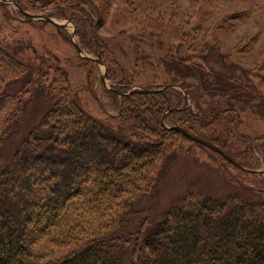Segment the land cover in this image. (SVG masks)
I'll return each mask as SVG.
<instances>
[{
  "label": "rangeland",
  "instance_id": "1",
  "mask_svg": "<svg viewBox=\"0 0 264 264\" xmlns=\"http://www.w3.org/2000/svg\"><path fill=\"white\" fill-rule=\"evenodd\" d=\"M27 1L25 5L36 8L27 12L66 25L31 18L15 4L0 0V46L22 61L27 72L25 77L11 73L0 79L4 84L7 80L4 90L12 94L0 112V172L15 159L27 133L36 130L63 83L88 113L141 138L146 136L144 127H133L126 117H114L119 98L108 91L113 88L123 95L129 87L157 90L172 85L179 93L174 103H183L184 97L191 108L172 114L168 127L183 124L191 133L217 141L228 154L251 163L241 164L253 171L242 170L213 149L171 132L165 137V158L154 168L148 193L137 194L136 208L152 217L161 216L166 209L183 205L195 192L200 198L199 193L225 197L240 192L264 200V151L257 146L264 142V0ZM81 6L100 18L95 29L86 22ZM214 43L219 44L218 52ZM204 79L210 84L219 79L238 86L250 82L258 88L256 101L262 111L246 112L250 103L229 101L230 96L216 87L209 93ZM128 82L123 90L118 89L119 83ZM16 93L19 98H13ZM231 103L235 110H226ZM208 110L216 115L205 119L201 115ZM86 216L76 224L65 222L34 247L59 257L81 247L94 234L114 236L117 225L100 221L107 216L98 221ZM131 252L129 242L119 246L124 259Z\"/></svg>",
  "mask_w": 264,
  "mask_h": 264
},
{
  "label": "trees",
  "instance_id": "2",
  "mask_svg": "<svg viewBox=\"0 0 264 264\" xmlns=\"http://www.w3.org/2000/svg\"><path fill=\"white\" fill-rule=\"evenodd\" d=\"M14 1L25 10H36L25 5L27 0ZM81 8L95 29L100 18ZM218 46L213 44L217 52ZM11 73L18 78L27 75L22 61L0 46V79ZM202 82L211 94L216 87L217 92L230 96L229 101L250 103L246 112L262 111L256 101L258 88L250 82L240 86L219 79ZM6 83L0 80V89ZM119 84L123 90L131 82ZM62 85L36 130L28 132L17 147L15 159L1 169L0 264H264V200L260 196L199 193L200 198L195 192L183 205H174L157 217L136 208L137 194L148 193L154 168L165 158L166 135L182 134L172 128L175 125L192 132L183 124L167 125L172 114L191 108L184 97L185 105L174 103L173 97L179 95L174 86L157 90L129 87L123 95L113 88L108 91L119 98L114 117H126L133 127H144L146 136L141 138L88 113L68 84ZM246 90L251 94H242ZM0 93L1 112L12 94ZM18 94L13 98H19ZM234 103L226 110H235ZM204 114L205 119L216 115L214 110ZM257 146L264 151V142ZM231 155L245 166L252 165ZM88 214L95 221L107 216L100 221L117 225L114 236L94 234L81 247L59 257L34 247L56 233L55 228L69 220L76 224ZM124 242L132 246L128 259L118 253Z\"/></svg>",
  "mask_w": 264,
  "mask_h": 264
},
{
  "label": "water",
  "instance_id": "3",
  "mask_svg": "<svg viewBox=\"0 0 264 264\" xmlns=\"http://www.w3.org/2000/svg\"><path fill=\"white\" fill-rule=\"evenodd\" d=\"M1 1H7V2H10V3L15 4L19 8L20 11H22L25 14H27L31 18H37V19H42V20L44 19V20H47V21H49L51 23H54V24H57V25H60V26L66 25V23L58 22L57 20H54L53 18H51L49 16H45L43 14L29 13L26 10H24L23 8H21L14 0H1ZM74 44H75L78 52L82 54L81 47L76 42ZM172 128L175 129V130H177V131H179L180 133H182L183 135H185L186 137H188L190 140L195 141V142H197L199 144H202L203 146H206L208 148H211L214 151L220 153L228 161H230L232 164L238 166L239 168L244 169V170L253 171L252 169H247L240 162H238L234 157H232L230 154H228L227 152H225L223 148H221L219 145H217L216 143L212 142L211 140H208L206 138L197 136V135L191 133L188 129H186L183 126L175 125Z\"/></svg>",
  "mask_w": 264,
  "mask_h": 264
}]
</instances>
